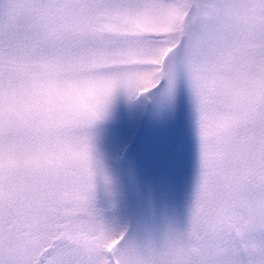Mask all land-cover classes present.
<instances>
[{"label":"snow or ice","instance_id":"snow-or-ice-1","mask_svg":"<svg viewBox=\"0 0 264 264\" xmlns=\"http://www.w3.org/2000/svg\"><path fill=\"white\" fill-rule=\"evenodd\" d=\"M181 75L199 183L186 230L141 247L97 206L95 129L118 94L170 105ZM67 85L90 110L46 104ZM0 264H264V0H0Z\"/></svg>","mask_w":264,"mask_h":264},{"label":"rangeland","instance_id":"rangeland-1","mask_svg":"<svg viewBox=\"0 0 264 264\" xmlns=\"http://www.w3.org/2000/svg\"><path fill=\"white\" fill-rule=\"evenodd\" d=\"M197 112L186 78L170 105L130 102L118 94L95 129L97 206L115 234L139 246L161 245L187 228L200 176Z\"/></svg>","mask_w":264,"mask_h":264},{"label":"clouds","instance_id":"clouds-1","mask_svg":"<svg viewBox=\"0 0 264 264\" xmlns=\"http://www.w3.org/2000/svg\"><path fill=\"white\" fill-rule=\"evenodd\" d=\"M46 104L50 105L57 111L63 110L65 112L74 113L77 111L90 110L93 105V100L89 93L78 85H67L58 90H53L46 97ZM45 115V109L42 107L38 110H28L21 106L15 117L24 118L28 120H39Z\"/></svg>","mask_w":264,"mask_h":264}]
</instances>
